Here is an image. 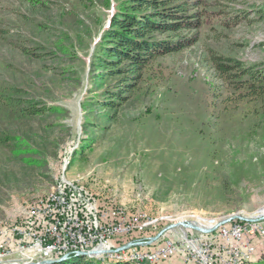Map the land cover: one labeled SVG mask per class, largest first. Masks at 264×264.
Wrapping results in <instances>:
<instances>
[{
    "label": "rangeland",
    "instance_id": "1",
    "mask_svg": "<svg viewBox=\"0 0 264 264\" xmlns=\"http://www.w3.org/2000/svg\"><path fill=\"white\" fill-rule=\"evenodd\" d=\"M203 2L198 42L151 63L128 99L107 109L99 103L111 104L106 92L120 77L94 54L115 0H0L1 238L55 198L63 178L99 206L169 225L264 208V94L236 89L211 61L263 72L264 0ZM255 244L238 264L264 259V237Z\"/></svg>",
    "mask_w": 264,
    "mask_h": 264
},
{
    "label": "built area",
    "instance_id": "2",
    "mask_svg": "<svg viewBox=\"0 0 264 264\" xmlns=\"http://www.w3.org/2000/svg\"><path fill=\"white\" fill-rule=\"evenodd\" d=\"M162 224L168 223L140 218V212L129 215L116 209V204L99 206L85 189L67 188L63 178L55 198L43 201L25 220L13 224L9 238L0 237V264H40L61 256V248H76V253L101 251V258L129 256L151 264H165L177 256L187 264H238L254 257L255 239L264 237V223L233 221L211 234L177 228L172 230L176 238H169L168 232L150 246L107 252L155 236ZM136 234L144 237L134 238ZM33 245H43L42 257H29Z\"/></svg>",
    "mask_w": 264,
    "mask_h": 264
},
{
    "label": "trees",
    "instance_id": "3",
    "mask_svg": "<svg viewBox=\"0 0 264 264\" xmlns=\"http://www.w3.org/2000/svg\"><path fill=\"white\" fill-rule=\"evenodd\" d=\"M115 2L110 26L104 32L94 54L98 68L108 69V76L112 78L120 77L119 86L106 92L112 99L111 104L99 103L107 109H117L128 99V95L137 89L144 69L151 63L160 57L176 54L194 46L199 40L197 30L203 24V14L199 10L203 6V0ZM211 61L218 76L234 85L236 89L246 90L249 95L264 94V70L253 72L241 62L224 56H212ZM42 112L43 109H38L32 113L40 115ZM253 261L243 264H264V259ZM60 264L99 263L94 259H72ZM107 264L132 263L114 261Z\"/></svg>",
    "mask_w": 264,
    "mask_h": 264
},
{
    "label": "water",
    "instance_id": "4",
    "mask_svg": "<svg viewBox=\"0 0 264 264\" xmlns=\"http://www.w3.org/2000/svg\"><path fill=\"white\" fill-rule=\"evenodd\" d=\"M110 23H111V21L109 22L108 27L110 26ZM233 221H244V222H255V223H257V222L264 221V217L263 218H257V219H251V218H247L241 214H234V215H231L225 219L220 220L218 222V224L216 226H214L213 228L202 227V226L196 225L195 223H192V222L173 223V224H170V225L164 227L155 236H152L146 240H144V239L136 240V241L130 242V243H128V244H126L120 248L108 250L107 252L108 253H114V252L118 253L121 251L128 250L132 247H144V246L152 245V244L156 243L157 241H159L168 232L175 230L177 228L193 230V231H196V232L201 233V234H211V233L215 232L218 228H220L224 225H227ZM100 253H101V251H90V252L80 251L76 254H66L65 256H63L60 259L41 262L40 264H60V263L70 261L72 259H94Z\"/></svg>",
    "mask_w": 264,
    "mask_h": 264
},
{
    "label": "bare ground",
    "instance_id": "5",
    "mask_svg": "<svg viewBox=\"0 0 264 264\" xmlns=\"http://www.w3.org/2000/svg\"><path fill=\"white\" fill-rule=\"evenodd\" d=\"M39 205H42V202ZM29 208L33 211L34 207H29ZM116 209H120V210L124 211V213H128L129 215H134V214L126 211L124 209V207H117L116 206ZM28 213H30L29 210H28ZM245 215H247V216H245ZM245 215H243V216H245L247 218H251V219L263 218L264 217V208L257 211L255 214H245ZM140 217H145V216H140ZM180 222H189V221H180ZM200 222H202V223H200L202 225H200V224H196V225L206 227V228H209V227L213 228L216 224H218V222L217 223H213V222H209V221H200ZM262 223H264V221H262ZM3 235L5 237H2V238H9V230L4 231ZM42 252H43V245H33L32 248H29V257H42ZM66 254H76V248H61V256H58L57 258H53V260L60 259L63 256H65ZM95 258L105 260V258H101L100 256H96ZM108 259H113V261L129 262L132 264H151V263H147V262H140L138 258H130L129 256H115V257H109Z\"/></svg>",
    "mask_w": 264,
    "mask_h": 264
},
{
    "label": "crops",
    "instance_id": "6",
    "mask_svg": "<svg viewBox=\"0 0 264 264\" xmlns=\"http://www.w3.org/2000/svg\"><path fill=\"white\" fill-rule=\"evenodd\" d=\"M254 262V261H253Z\"/></svg>",
    "mask_w": 264,
    "mask_h": 264
}]
</instances>
